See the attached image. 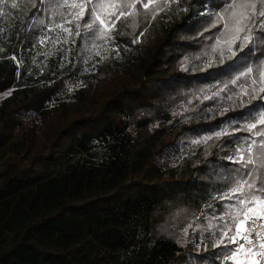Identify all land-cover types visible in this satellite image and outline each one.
<instances>
[{
  "label": "trees",
  "instance_id": "1",
  "mask_svg": "<svg viewBox=\"0 0 264 264\" xmlns=\"http://www.w3.org/2000/svg\"><path fill=\"white\" fill-rule=\"evenodd\" d=\"M64 2L89 5L79 35L76 20L71 36L57 27L61 0H0V93L11 89L0 104V264H227L235 244H219L222 225L239 205L222 196L241 168L229 158L254 138L244 114L264 112V93L240 97L250 80L236 78L264 61V43L206 67L230 0H100L102 17L135 4L106 38L85 27L97 0ZM93 79L107 84L101 96Z\"/></svg>",
  "mask_w": 264,
  "mask_h": 264
},
{
  "label": "snow or ice",
  "instance_id": "2",
  "mask_svg": "<svg viewBox=\"0 0 264 264\" xmlns=\"http://www.w3.org/2000/svg\"><path fill=\"white\" fill-rule=\"evenodd\" d=\"M152 2L153 0L143 2L142 8H149ZM61 6L68 8L69 11L64 15L63 22L57 27L71 36L72 29L65 27V24L70 25L73 20H76V34L79 35L80 25L78 21L83 18L89 5L83 2L68 5L64 0H61ZM106 6L114 8L115 11L102 17L100 0H97V4L91 5L90 23L85 24V27L91 30L93 24L98 23L99 28L97 30L100 36L105 38L107 37V29L115 26L112 16H115L118 21L121 16L135 15L128 12L129 9L135 8L134 3L123 5L117 3ZM16 7L17 5L13 3L12 8ZM160 10L163 9H153V19ZM220 24H223V29L211 47L212 55L206 67H211L216 63L215 57L217 55L220 63H223L226 59L235 57L237 51L242 52L248 44L264 43V0H259V4L257 0H230L225 11L216 15L215 23L212 26L217 27ZM237 42L239 43L238 50L234 47ZM184 63L187 65V60ZM183 70L187 71L188 69L185 67ZM241 77L249 78L250 86L241 89L240 97L251 96L255 98L260 93H264V61H261L255 69L248 67L236 79L239 80ZM223 90L220 89V91ZM218 95L219 92L213 93V96ZM213 96L205 95L204 99H212ZM228 99L232 100L234 97L229 96ZM254 112L253 109L244 114L250 119L242 125V129L251 133L254 138L246 144L237 145L235 155L229 158L233 163L241 165V168L237 170L240 179H237L234 186L222 196V198L230 200L235 198L239 205L237 210L229 211L231 226L227 223L222 225L221 235L223 239L219 241V244H224L226 248L229 244L236 245L226 253L227 259L233 264H264V182L257 183L258 172L260 169H264V141L258 143L256 139L264 137V129L257 131L258 125H264V112L252 119ZM225 134H227L226 129L217 132L216 136ZM209 139L212 137L206 136L202 140L194 141V143H206ZM221 219L224 218L221 217Z\"/></svg>",
  "mask_w": 264,
  "mask_h": 264
},
{
  "label": "rangeland",
  "instance_id": "3",
  "mask_svg": "<svg viewBox=\"0 0 264 264\" xmlns=\"http://www.w3.org/2000/svg\"><path fill=\"white\" fill-rule=\"evenodd\" d=\"M110 61V58H107V62ZM6 64V60L0 59V71L4 68ZM123 73H125L131 80L134 78V74L136 70L129 64L128 60L124 62L122 69ZM107 84L102 83L101 81L97 82L95 79L92 80L90 83V89L92 92H96L98 96H101L103 91L107 88ZM11 92V89L1 92L0 93V104L4 97H6ZM225 261L227 264H233L232 261L227 259V256L225 258Z\"/></svg>",
  "mask_w": 264,
  "mask_h": 264
},
{
  "label": "built area",
  "instance_id": "4",
  "mask_svg": "<svg viewBox=\"0 0 264 264\" xmlns=\"http://www.w3.org/2000/svg\"><path fill=\"white\" fill-rule=\"evenodd\" d=\"M234 247H236V245Z\"/></svg>",
  "mask_w": 264,
  "mask_h": 264
},
{
  "label": "crops",
  "instance_id": "5",
  "mask_svg": "<svg viewBox=\"0 0 264 264\" xmlns=\"http://www.w3.org/2000/svg\"><path fill=\"white\" fill-rule=\"evenodd\" d=\"M239 259V258H238Z\"/></svg>",
  "mask_w": 264,
  "mask_h": 264
}]
</instances>
